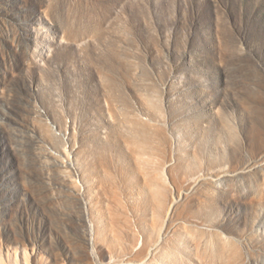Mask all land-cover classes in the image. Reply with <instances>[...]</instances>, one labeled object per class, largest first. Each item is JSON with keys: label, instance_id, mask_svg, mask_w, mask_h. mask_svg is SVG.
I'll return each mask as SVG.
<instances>
[{"label": "rangeland", "instance_id": "rangeland-1", "mask_svg": "<svg viewBox=\"0 0 264 264\" xmlns=\"http://www.w3.org/2000/svg\"><path fill=\"white\" fill-rule=\"evenodd\" d=\"M0 264H264V0H0Z\"/></svg>", "mask_w": 264, "mask_h": 264}]
</instances>
